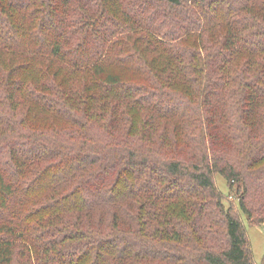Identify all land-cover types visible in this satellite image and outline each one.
<instances>
[{"label": "trees", "instance_id": "1", "mask_svg": "<svg viewBox=\"0 0 264 264\" xmlns=\"http://www.w3.org/2000/svg\"><path fill=\"white\" fill-rule=\"evenodd\" d=\"M216 174L264 226V0H0V264H256Z\"/></svg>", "mask_w": 264, "mask_h": 264}, {"label": "rangeland", "instance_id": "2", "mask_svg": "<svg viewBox=\"0 0 264 264\" xmlns=\"http://www.w3.org/2000/svg\"><path fill=\"white\" fill-rule=\"evenodd\" d=\"M215 183L220 192L225 196V205L227 207L234 206L238 211L240 195L237 186H234L230 190L227 181L220 174L215 175ZM239 215L245 225L248 238L252 245L254 261L256 264H262L264 260V226L252 225L248 222L245 215L241 212H239Z\"/></svg>", "mask_w": 264, "mask_h": 264}]
</instances>
